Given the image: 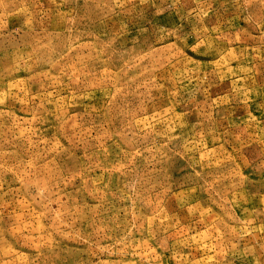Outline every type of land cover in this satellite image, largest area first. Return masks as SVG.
<instances>
[{
  "label": "rangeland",
  "instance_id": "obj_1",
  "mask_svg": "<svg viewBox=\"0 0 264 264\" xmlns=\"http://www.w3.org/2000/svg\"><path fill=\"white\" fill-rule=\"evenodd\" d=\"M0 264H264V0H0Z\"/></svg>",
  "mask_w": 264,
  "mask_h": 264
}]
</instances>
